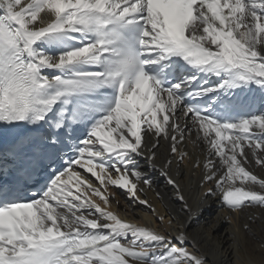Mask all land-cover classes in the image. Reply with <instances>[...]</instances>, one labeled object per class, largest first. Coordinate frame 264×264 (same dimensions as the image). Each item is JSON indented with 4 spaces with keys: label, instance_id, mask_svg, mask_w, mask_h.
I'll use <instances>...</instances> for the list:
<instances>
[{
    "label": "snow or ice",
    "instance_id": "1",
    "mask_svg": "<svg viewBox=\"0 0 264 264\" xmlns=\"http://www.w3.org/2000/svg\"><path fill=\"white\" fill-rule=\"evenodd\" d=\"M161 140L171 231L107 210L114 186L155 214ZM185 157L201 202L264 208V0H0V264H210Z\"/></svg>",
    "mask_w": 264,
    "mask_h": 264
},
{
    "label": "bare ground",
    "instance_id": "2",
    "mask_svg": "<svg viewBox=\"0 0 264 264\" xmlns=\"http://www.w3.org/2000/svg\"><path fill=\"white\" fill-rule=\"evenodd\" d=\"M247 95L261 97L258 88ZM161 147L157 152L155 162L156 170L153 171L150 163L145 160L140 161V170L152 180V187L145 188L140 193L155 209V214L151 209L143 205L130 206L126 194L122 190L109 186V195H114V200L108 209L118 215L121 220L145 226L155 230L171 231L167 223L159 225L157 215H166L165 209H172L173 190L167 184L166 178L162 175L160 166L164 164L165 157L170 155L171 142L160 141ZM182 151L191 154L201 165L207 159V149L199 142L196 145L188 142L187 138ZM248 151V149H246ZM253 174L264 179V169L255 166L254 161L248 166ZM84 175H90L83 173ZM172 174L178 178L182 175V183L185 187L191 186L193 195L189 199L194 211H199L197 219L201 225L198 239L200 240V251L207 253L210 264H264V208H247L240 213L228 211L221 205V195H216L211 199L202 202L197 195L196 185L201 182V169L195 168L192 160L185 157L182 172H176L173 168ZM134 179V178H133ZM259 191L258 186H253ZM96 203L104 207L102 202L93 198ZM108 210V211H109ZM247 225V228L244 226ZM234 240H239L240 248L237 250Z\"/></svg>",
    "mask_w": 264,
    "mask_h": 264
},
{
    "label": "rangeland",
    "instance_id": "3",
    "mask_svg": "<svg viewBox=\"0 0 264 264\" xmlns=\"http://www.w3.org/2000/svg\"><path fill=\"white\" fill-rule=\"evenodd\" d=\"M122 193H123V191H122ZM112 196V195H111ZM93 198H95L97 201H99V202H102V201H100V199L98 198V197H93ZM107 210H109V209H107ZM110 211V210H109Z\"/></svg>",
    "mask_w": 264,
    "mask_h": 264
}]
</instances>
